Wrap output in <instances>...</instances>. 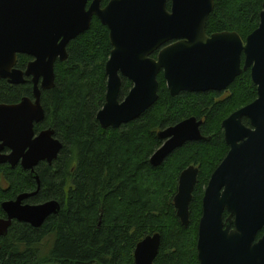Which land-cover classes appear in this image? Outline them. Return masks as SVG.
Instances as JSON below:
<instances>
[{"label":"water","instance_id":"water-1","mask_svg":"<svg viewBox=\"0 0 264 264\" xmlns=\"http://www.w3.org/2000/svg\"><path fill=\"white\" fill-rule=\"evenodd\" d=\"M88 1L0 0V81L20 86L31 78L33 97L0 104V166H19L36 183L34 192L1 204L0 239L14 222L38 229L60 211L56 201L25 203L39 191L38 165H51L62 149L52 130L35 134L34 126L44 119L41 92L54 87L55 63L67 60L69 43L96 18L107 28L112 48L105 64V103L96 115L103 130L135 121L157 102L160 72L170 96L176 97L223 92L249 71L257 98L222 122L229 149L203 193L196 252L199 264H264V235L254 244L264 230V3L258 28L243 41L235 32L206 35L213 0H110L104 7L100 0L87 7ZM18 56L33 59L25 70L16 68ZM122 79L131 88L119 101ZM202 124L189 118L158 131L162 145L149 165L158 168L185 144L204 141ZM198 174L191 166L178 179L173 206L183 228L190 223ZM160 245L159 234L146 236L134 249L133 264H154Z\"/></svg>","mask_w":264,"mask_h":264},{"label":"trees","instance_id":"trees-1","mask_svg":"<svg viewBox=\"0 0 264 264\" xmlns=\"http://www.w3.org/2000/svg\"><path fill=\"white\" fill-rule=\"evenodd\" d=\"M109 1L101 0L102 6ZM213 1L207 35L235 32L245 41L258 28L264 0ZM111 50L107 28L93 18L89 30L69 43L67 60L55 63L54 87L41 95L44 119L34 130H52L62 149L51 165L36 168L39 191L26 203L56 201L60 211L38 229L14 222L0 239V264H133L137 243L153 234L161 236L154 264H199L196 242L203 193L229 149L221 125L256 100V87L246 71L230 85L225 98L215 92L171 97L159 74L157 102L135 121L103 130L96 115L105 103V64ZM28 60L18 56L16 68L23 70ZM130 88L131 83L122 79L119 101ZM30 97L28 82L12 86L0 81V104ZM189 118L203 122L200 132L205 140L187 143L162 166L151 167L149 159L162 145L157 132ZM242 123L248 126L247 120ZM190 166L199 174L190 223L183 228L173 197L180 174ZM0 174L9 186L0 188L2 219V201L34 192L36 183L19 166L2 165ZM47 240L51 243L45 250Z\"/></svg>","mask_w":264,"mask_h":264},{"label":"flooded vegetation","instance_id":"flooded-vegetation-1","mask_svg":"<svg viewBox=\"0 0 264 264\" xmlns=\"http://www.w3.org/2000/svg\"><path fill=\"white\" fill-rule=\"evenodd\" d=\"M92 0H89L88 1V4H87V7H88V5H89V3L91 2ZM100 3H101V0H100ZM167 4H169V2H167ZM102 5V4H101ZM86 7V8H87ZM102 7H104V6H102ZM169 7H170V4H169ZM166 9H167V5H166ZM168 10V9H167ZM207 35V34H206ZM212 35V34H211ZM211 35H207V36H211ZM171 43H167V44H165L164 46H162L159 50H161L162 48H164V47H166V46H168V45H170ZM157 53L158 52H156L155 54H153L151 57L153 58V59H155L156 58V55H157ZM27 57V56H26ZM29 60H28V63L29 62H31L33 59L31 58V57H27ZM27 63V64H28ZM27 66V65H26ZM55 67V66H54ZM26 68V67H25ZM25 68L23 69V70H25ZM18 69V68H17ZM159 74H162V76H163V73L162 72H160ZM158 74V75H159ZM157 78H158V76H157ZM26 82H28L29 84H30V86H31V97L29 98V99H33V97H32V82H31V78H26L25 79V83ZM24 83V84H25ZM230 87V86H229ZM229 87L225 90V91H223V92H217V93H219V94H225V93H227L228 92V89H229ZM42 92H44V91H42ZM42 92H41V95H42ZM216 93V92H215ZM41 105H42V103H41ZM39 125V124H38ZM36 126V125H35ZM35 126H34V128H35ZM35 131V130H34ZM41 131H43V130H41ZM40 132V131H39ZM39 132H35V134H38ZM6 152V151H5ZM40 165V164H39ZM38 165V166H39ZM18 167V166H17ZM191 167V166H190ZM196 168V167H195ZM199 171V170H198ZM26 203V202H25ZM231 228H233V226H231ZM263 235H264V230H261V231H259L258 233H257V235H256V239H255V241H254V244L255 243H257L262 237H263Z\"/></svg>","mask_w":264,"mask_h":264},{"label":"rangeland","instance_id":"rangeland-1","mask_svg":"<svg viewBox=\"0 0 264 264\" xmlns=\"http://www.w3.org/2000/svg\"><path fill=\"white\" fill-rule=\"evenodd\" d=\"M224 96V98L225 97H227L229 94H228V92L227 93H225V94H223ZM210 179V178H209ZM8 181L6 180V179H4L3 177H2V174H0V188H2L3 190H7L8 189ZM178 187V186H177ZM177 193V192H176ZM176 195V194H175ZM174 198V197H173ZM12 200H14V199H12ZM6 201H10V200H5V201H2V202H6ZM175 209V208H174ZM50 243H51V241L50 240H47V241H45L44 242V245H45V250H47L48 248H49V245H50ZM197 243V242H196Z\"/></svg>","mask_w":264,"mask_h":264}]
</instances>
